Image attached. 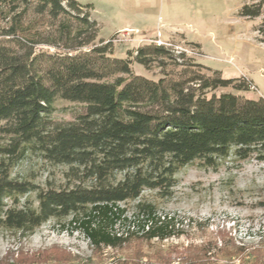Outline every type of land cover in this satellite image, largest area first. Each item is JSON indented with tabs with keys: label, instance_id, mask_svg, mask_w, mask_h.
<instances>
[{
	"label": "trees",
	"instance_id": "16d2710c",
	"mask_svg": "<svg viewBox=\"0 0 264 264\" xmlns=\"http://www.w3.org/2000/svg\"><path fill=\"white\" fill-rule=\"evenodd\" d=\"M238 15L258 17L260 8L244 4ZM47 21L52 29L40 31L38 23ZM0 22V134L9 138L0 144V228L29 233L50 218L71 216L95 249L116 247L128 239L112 232L124 220L120 203L144 189L167 195L177 171L194 161L214 167L230 153L264 159V100L216 93L248 91L244 80L193 60L178 63L161 45L113 57L111 41L93 44L97 23L75 0H0ZM159 58L180 70H163L156 80L132 73V62L148 69ZM56 99L81 103L84 113L54 122ZM27 152L63 166V182L40 187L12 178V166ZM29 193L36 206L28 199L19 204ZM136 217L142 238L174 234L170 219L160 220L148 204ZM17 261L4 256L0 264Z\"/></svg>",
	"mask_w": 264,
	"mask_h": 264
},
{
	"label": "rangeland",
	"instance_id": "374dc122",
	"mask_svg": "<svg viewBox=\"0 0 264 264\" xmlns=\"http://www.w3.org/2000/svg\"><path fill=\"white\" fill-rule=\"evenodd\" d=\"M96 21L94 45L112 44L111 56L126 58L147 44L168 48L176 62L189 60L220 70L224 78L249 84L248 91L231 87L216 93L234 92L244 98L264 100V0H75ZM259 6L260 15L241 17L244 5ZM30 19L34 15L29 14ZM51 21L38 23L47 32ZM0 22V26H4ZM56 52L48 45L36 51ZM133 74L158 79L162 71L180 70L160 58L148 69L132 62ZM49 117L65 123L84 113V105L56 99ZM8 137L0 134V144ZM63 166L52 165L37 153H25L11 168V177L40 187L63 182ZM28 199L36 206L35 194ZM150 205L160 220L173 224L174 234L147 240L137 232L136 215ZM124 220L112 232L128 238L116 247L95 249L75 228L71 216L50 218L32 232L0 228V259L19 264H250L264 263V159L255 154L238 159L233 153L214 167L194 161L175 174L167 195L144 189L138 198L119 204ZM147 229V227H145ZM24 261V262H21ZM21 262V263H20Z\"/></svg>",
	"mask_w": 264,
	"mask_h": 264
}]
</instances>
